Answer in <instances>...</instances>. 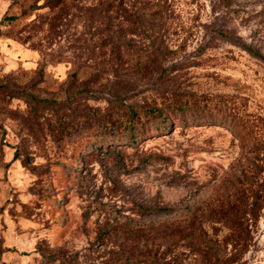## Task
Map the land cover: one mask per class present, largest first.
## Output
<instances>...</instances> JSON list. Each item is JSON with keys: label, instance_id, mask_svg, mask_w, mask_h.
I'll return each mask as SVG.
<instances>
[{"label": "rangeland", "instance_id": "obj_1", "mask_svg": "<svg viewBox=\"0 0 264 264\" xmlns=\"http://www.w3.org/2000/svg\"><path fill=\"white\" fill-rule=\"evenodd\" d=\"M111 1L0 0V264H264V0L145 34ZM242 194L248 236L214 214Z\"/></svg>", "mask_w": 264, "mask_h": 264}, {"label": "trees", "instance_id": "obj_2", "mask_svg": "<svg viewBox=\"0 0 264 264\" xmlns=\"http://www.w3.org/2000/svg\"><path fill=\"white\" fill-rule=\"evenodd\" d=\"M125 1H128L131 4V7H125L123 4ZM222 3L225 7H230L232 4V0H222ZM106 5H108L107 12L105 14V18L108 20V22H111L112 20H119V18L123 21L121 23H128L129 27L134 28L135 33H144L145 34V28L144 26H150L152 28L159 27L160 29H163L164 27L167 28V25L170 26V20L175 15L174 10L171 5L170 0H112L111 2H106ZM150 29V31L153 33L155 30ZM130 33V32H129ZM148 34V32H146ZM161 37V35L156 34V37ZM150 37V36H149ZM152 37V36H151ZM230 37V36H228ZM162 45L157 46L155 48L157 59H160V62H162V59L164 58V51L161 49ZM245 49L252 54L253 56L257 58H261V54L256 51L253 48L244 46ZM154 62V61H153ZM150 62L148 64H155V62ZM147 64V66H148ZM158 67H161L158 65ZM187 105L177 107L172 110L171 117H183L187 116L189 114L188 108H186ZM133 118H137L139 115L137 112H133ZM147 116L149 115H155L157 118L161 119L162 123H166V116H163V112L159 108H152L149 109L146 113ZM197 117V114L196 116ZM139 131L138 133H140ZM135 139V138H133ZM136 141V140H133ZM248 210L249 216L252 220L258 219V213L260 210V202L259 198L256 197L252 200L251 203L246 204L245 202V196L238 195V197L232 201H227L226 203L219 204L214 208V214L217 216L220 220L223 222L228 223L231 227H237L243 232L246 231V235L248 236L249 231V225L248 221L244 220L246 219L244 217V214L246 213L245 210ZM147 212H149L147 210ZM204 247H208L206 250ZM193 251L194 248H192ZM210 250V246H200L199 251L200 254L207 255L209 254L207 251ZM150 256L147 251L144 252L143 257ZM159 259L156 257L151 258L147 264H159Z\"/></svg>", "mask_w": 264, "mask_h": 264}]
</instances>
